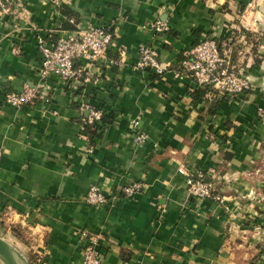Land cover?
I'll return each mask as SVG.
<instances>
[{"label": "crops", "instance_id": "obj_1", "mask_svg": "<svg viewBox=\"0 0 264 264\" xmlns=\"http://www.w3.org/2000/svg\"><path fill=\"white\" fill-rule=\"evenodd\" d=\"M8 6L0 11V237L28 264H82L83 233L100 235L102 264H264V0ZM156 20L168 33L150 28ZM91 25L116 30L106 55L78 62L87 80L52 78L46 89L37 39L52 45ZM208 36L234 45L231 66L251 80L249 91L220 99L179 71ZM143 44L164 75L134 68ZM23 86L44 98L21 108L4 101ZM83 104L107 121L92 141ZM181 166L209 176L222 201L192 198ZM133 185L131 197L118 192ZM91 186L108 196L105 205L86 204Z\"/></svg>", "mask_w": 264, "mask_h": 264}, {"label": "built area", "instance_id": "obj_2", "mask_svg": "<svg viewBox=\"0 0 264 264\" xmlns=\"http://www.w3.org/2000/svg\"><path fill=\"white\" fill-rule=\"evenodd\" d=\"M9 2L10 0H0L1 12L9 14ZM70 22L73 23L72 20ZM150 28L156 34H166L169 31L168 24L160 20L153 22ZM116 35L117 32L113 26L91 25L78 31L73 37L58 39L52 45H48L44 38L39 37L37 49L41 59L37 72L43 86L47 89L49 86L47 82L52 78L58 79L62 85L87 80L86 71L79 66L78 62L82 59L90 62L99 61L106 55ZM233 46L231 42L220 43L213 37H205L184 53L183 60L178 66L179 71L188 74L198 89L208 88L220 99H234L249 91L252 85L249 78L235 72L231 66ZM137 55L135 69L151 71L158 76L164 75L166 69L159 62L157 52L152 47L146 44L140 45L137 48ZM115 64L118 65L119 60L115 61ZM43 98L44 94L38 89L23 86L20 90L6 93L4 101L15 108H21ZM82 107L88 110V115L82 123L83 129L85 125L92 127L100 121L102 117L100 110L90 108L87 104H83ZM138 125V121H132L134 141L137 144H143L147 138L139 131ZM2 156L3 151L0 149V160ZM179 172L185 176L186 190L192 198L222 201L223 197L220 195L217 184L209 176L198 170L191 171L182 166L179 168ZM138 189L139 187L136 185L124 186L120 187L118 192L125 197H131L137 194ZM84 200L88 205L100 206L106 204L108 196L97 186H91ZM83 237L82 264H102L98 249L100 235L83 233Z\"/></svg>", "mask_w": 264, "mask_h": 264}, {"label": "water", "instance_id": "obj_3", "mask_svg": "<svg viewBox=\"0 0 264 264\" xmlns=\"http://www.w3.org/2000/svg\"><path fill=\"white\" fill-rule=\"evenodd\" d=\"M0 261L2 264H28L26 258L2 237H0Z\"/></svg>", "mask_w": 264, "mask_h": 264}, {"label": "trees", "instance_id": "obj_4", "mask_svg": "<svg viewBox=\"0 0 264 264\" xmlns=\"http://www.w3.org/2000/svg\"><path fill=\"white\" fill-rule=\"evenodd\" d=\"M71 20L73 21L74 24H76V20H74L73 18H71ZM72 25V24H71ZM74 29H75V25H73ZM204 92L209 91L212 92L210 89L206 88L205 90H202ZM107 121L105 120V117H101L100 121H98L97 123L94 124V126H89V125H85L84 126V132L85 134L87 133L88 138L90 141L93 140V138L95 137H99L101 134V131L103 130V126L106 125Z\"/></svg>", "mask_w": 264, "mask_h": 264}, {"label": "rangeland", "instance_id": "obj_5", "mask_svg": "<svg viewBox=\"0 0 264 264\" xmlns=\"http://www.w3.org/2000/svg\"><path fill=\"white\" fill-rule=\"evenodd\" d=\"M0 264H2V262L0 261Z\"/></svg>", "mask_w": 264, "mask_h": 264}]
</instances>
